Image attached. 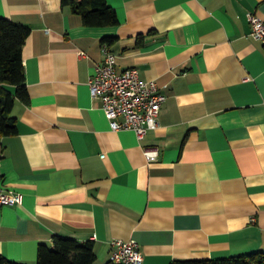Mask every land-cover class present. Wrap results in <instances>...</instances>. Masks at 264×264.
I'll return each mask as SVG.
<instances>
[{"label":"crops","instance_id":"crops-1","mask_svg":"<svg viewBox=\"0 0 264 264\" xmlns=\"http://www.w3.org/2000/svg\"><path fill=\"white\" fill-rule=\"evenodd\" d=\"M106 1L117 25L87 26L61 0H0L30 28L28 102L0 137V187L23 203L0 205V254L34 264L54 236L92 241L98 263L113 239L136 240L142 264L264 252V40L246 15L264 18V0ZM105 36L118 70L166 96L142 140L90 94Z\"/></svg>","mask_w":264,"mask_h":264},{"label":"trees","instance_id":"trees-1","mask_svg":"<svg viewBox=\"0 0 264 264\" xmlns=\"http://www.w3.org/2000/svg\"><path fill=\"white\" fill-rule=\"evenodd\" d=\"M62 6L81 16L87 26H111L119 23L117 13L106 0H61ZM30 28L0 16V137L17 133V120L12 115L18 99L28 102L22 48ZM115 37L105 36L108 46ZM11 88L14 90L12 91ZM0 264H29L10 260L0 254ZM34 264H101L92 241L81 242L71 237L54 236L53 245L40 244ZM106 264H114L106 261ZM170 264H264V252L234 255L213 259H175Z\"/></svg>","mask_w":264,"mask_h":264},{"label":"built area","instance_id":"built-area-1","mask_svg":"<svg viewBox=\"0 0 264 264\" xmlns=\"http://www.w3.org/2000/svg\"><path fill=\"white\" fill-rule=\"evenodd\" d=\"M247 20L251 36L264 40V18L248 12ZM103 60L96 64L89 78L92 98L101 101V106L112 130H132L142 140L150 130L158 126V115L166 96L156 82L141 78L137 67L117 69V56L102 44ZM147 162L159 157L158 147H145ZM23 194L0 187V205H21ZM109 262L114 264H142L143 256L136 240L113 239L110 242ZM101 264H106L102 262Z\"/></svg>","mask_w":264,"mask_h":264}]
</instances>
